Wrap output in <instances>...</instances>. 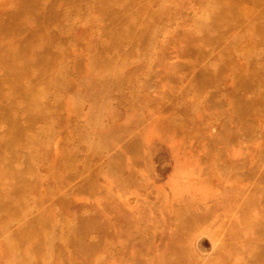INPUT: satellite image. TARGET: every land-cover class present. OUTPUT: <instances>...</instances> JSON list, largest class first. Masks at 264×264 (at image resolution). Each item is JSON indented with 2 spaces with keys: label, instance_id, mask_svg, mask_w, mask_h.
Returning a JSON list of instances; mask_svg holds the SVG:
<instances>
[{
  "label": "rangeland",
  "instance_id": "374dc122",
  "mask_svg": "<svg viewBox=\"0 0 264 264\" xmlns=\"http://www.w3.org/2000/svg\"><path fill=\"white\" fill-rule=\"evenodd\" d=\"M263 246L264 0H0V264Z\"/></svg>",
  "mask_w": 264,
  "mask_h": 264
},
{
  "label": "bare ground",
  "instance_id": "6f19581e",
  "mask_svg": "<svg viewBox=\"0 0 264 264\" xmlns=\"http://www.w3.org/2000/svg\"><path fill=\"white\" fill-rule=\"evenodd\" d=\"M180 234L181 233H174V235H172L171 237V240L169 241V243H173L174 245H176L177 243H179V239H181L180 237ZM244 234V232H243ZM262 251H263V254H259L256 256V261H255V264H264V260H263V257H264V246L262 248ZM82 260V259H81Z\"/></svg>",
  "mask_w": 264,
  "mask_h": 264
}]
</instances>
